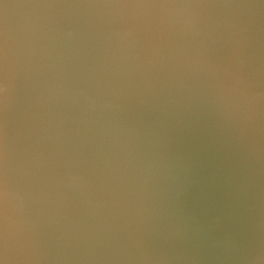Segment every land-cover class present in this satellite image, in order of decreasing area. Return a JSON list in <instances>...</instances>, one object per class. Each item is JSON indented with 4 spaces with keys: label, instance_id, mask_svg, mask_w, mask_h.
Here are the masks:
<instances>
[{
    "label": "clouds",
    "instance_id": "9594fccd",
    "mask_svg": "<svg viewBox=\"0 0 264 264\" xmlns=\"http://www.w3.org/2000/svg\"><path fill=\"white\" fill-rule=\"evenodd\" d=\"M0 264H264V0H0Z\"/></svg>",
    "mask_w": 264,
    "mask_h": 264
}]
</instances>
